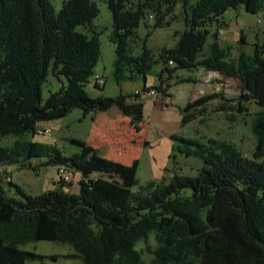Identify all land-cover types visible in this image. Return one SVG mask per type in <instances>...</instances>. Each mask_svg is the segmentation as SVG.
Returning <instances> with one entry per match:
<instances>
[{
  "label": "trees",
  "instance_id": "16d2710c",
  "mask_svg": "<svg viewBox=\"0 0 264 264\" xmlns=\"http://www.w3.org/2000/svg\"><path fill=\"white\" fill-rule=\"evenodd\" d=\"M107 4L117 81L146 79L159 64L160 83L153 89L163 94L180 71L203 68L240 80L236 111L242 113L248 103L261 109L253 122V158L225 142L208 140L207 147L180 138L184 145L196 147L185 153L203 161L198 175H174L167 183L141 186L120 163L91 158L87 144L75 139L71 143L80 152L70 157L55 145L29 140H17L11 148L0 146V171L9 165L33 171L54 166L81 174L77 194L65 192L67 184L61 181L60 191L37 196L26 194L9 174L0 176V264L44 261L46 256L20 248L42 241L71 247L73 254L66 257L83 264H146L137 247L151 237L156 246L149 250L150 264H264V45H256L253 55L231 60L230 49L219 44L220 32L227 27L224 15L241 8L258 13L262 0ZM179 6L185 30L176 35V46L155 55L145 42L142 53L134 55L130 42L137 30L144 25L148 39L154 30L171 26ZM98 16L94 0H64L60 10L51 0H0V141L35 136L38 124L63 119L75 109L91 115L117 108L136 132L141 131L144 104L139 96L92 98L87 92L102 55V33L92 28ZM210 38L213 42L208 44ZM240 41L245 44L243 36ZM50 77L66 82L44 99L43 86ZM188 82L192 80L175 83ZM218 97L187 104L183 127L196 119L193 112ZM5 182L19 198L7 195Z\"/></svg>",
  "mask_w": 264,
  "mask_h": 264
},
{
  "label": "rangeland",
  "instance_id": "374dc122",
  "mask_svg": "<svg viewBox=\"0 0 264 264\" xmlns=\"http://www.w3.org/2000/svg\"><path fill=\"white\" fill-rule=\"evenodd\" d=\"M51 2L56 10H60L64 0H51ZM94 2L99 9V16L92 23V28L97 33H102L100 37L102 55L95 68V77L87 86L89 96L133 97L136 91L143 90L144 87L152 89L158 86L159 74L163 68L161 64L156 65L147 74L146 79L137 76L133 80L117 81L114 66L117 58L115 45L110 40L113 32L112 15L107 0H94ZM262 3V9L258 13H249L241 8L229 10L224 15L227 27L220 32L219 44L223 48L230 49L231 60H236L241 54L253 55L256 45H264V0ZM175 15L177 19L171 26L154 30L148 39V30L142 25L136 32L137 37L130 42L134 55L142 53L145 42L146 47L155 55H158L163 48H174L178 42L176 35L185 30L181 6L176 9ZM78 30L84 32L83 28ZM215 31L214 25L211 27V32ZM242 36L245 44L240 41ZM212 42L213 39L210 38L208 44ZM125 75H128L127 71ZM97 76L105 81V86L100 89L95 87ZM179 76L181 80L177 82L188 79L192 82L176 84L172 80L171 90L168 89L166 93V96H170L167 106L162 105V100L168 98L163 97L161 93H156L155 98L140 100L144 104V120L140 125V132H136L129 118L118 121L114 116H103L102 113L93 116L75 109L63 119L38 124L35 136L29 134L23 139L6 137L0 141V146L11 148L17 140H29L55 145L63 155L70 157L80 152V148L71 143V140L75 139L87 144L86 149L91 158L99 156L105 161L120 163L141 186L150 183L155 185L167 183L174 175L187 177L198 175L204 166L203 161L194 154L188 156L185 153L186 148L195 150L196 147L184 145L178 140L180 138L196 140L207 147L208 140L225 142L234 146L243 156L252 159L257 143L253 122L261 109L255 103H248L244 105L245 111L242 113L236 111L238 99L242 94L241 81L228 78L218 72H208L203 68L180 71ZM65 82L63 77L60 79L50 77L49 83L43 86V98L47 99ZM211 95L219 97L206 107L193 112L196 119L183 127V110L187 104ZM109 123L115 125L111 131L106 127ZM46 129L52 131L50 136L38 134V131ZM126 131H128L127 142L124 140ZM102 139H104L103 143H101ZM34 163L40 164V160H35ZM5 173L13 178L15 185L31 196L61 189L58 167H40L38 171H33L23 169L19 165H9L0 171V176L8 177ZM80 179L81 174L76 173L72 182L64 187V191L69 193L78 190ZM3 187L9 197L19 198L15 189L7 182ZM155 246L153 237L147 243L138 245L137 249L146 264L151 263L152 256L149 250H153ZM20 248L47 257L44 261H29L27 264H83L81 260L68 259L66 256L73 254L72 248L59 243L42 241ZM52 255L58 257L57 262L49 258Z\"/></svg>",
  "mask_w": 264,
  "mask_h": 264
},
{
  "label": "built area",
  "instance_id": "2783aa9c",
  "mask_svg": "<svg viewBox=\"0 0 264 264\" xmlns=\"http://www.w3.org/2000/svg\"><path fill=\"white\" fill-rule=\"evenodd\" d=\"M95 84L99 86H104L105 81L101 77L97 76L95 79ZM156 93L159 94L161 92H158L157 90L152 88V89H143L140 91H136L135 95L139 96L140 99H150V98H155L154 96L156 95ZM161 94L163 95V97L168 98L167 100H162L163 101L162 105L167 106V104L170 102L169 100L170 96H166V94H163V93ZM51 133L52 131L50 129H46L44 131H38V134L45 135V136H50ZM58 174L61 177V181L66 184L72 182V180L75 177V173L65 167L58 168Z\"/></svg>",
  "mask_w": 264,
  "mask_h": 264
},
{
  "label": "crops",
  "instance_id": "0c3cea01",
  "mask_svg": "<svg viewBox=\"0 0 264 264\" xmlns=\"http://www.w3.org/2000/svg\"><path fill=\"white\" fill-rule=\"evenodd\" d=\"M166 79V77H162V80H165ZM178 80H181L180 79V76H179V74H178V76H177V79H174V81L175 82H177ZM144 88H146V87H144ZM147 89H149V88H147ZM169 90H171V87L169 88ZM204 108V107H203ZM114 109H117V108H112L111 110H109V111H107V112H105V113H102L103 114V116H106V115H109V116H114L115 117V119L116 120H123V118L125 119H128L127 117H125L122 113H121V111L120 110H116V111H114ZM200 109H202V108H200ZM112 111H114V112H112ZM100 113H97V114H91V115H93V116H95V115H99ZM114 123H109V124H107V130H109V131H111L112 129H114ZM125 141L127 142V137H128V131H126V134H125ZM130 136V135H129ZM103 141H104V139H102L101 140V143H103ZM96 159H99V160H104L105 161V159H102V158H100L99 156L98 157H96ZM6 174H8V173H6ZM10 178H11V181L13 182V178L10 176ZM79 192V189L78 190H75V191H73V192H69V193H71V194H77Z\"/></svg>",
  "mask_w": 264,
  "mask_h": 264
}]
</instances>
